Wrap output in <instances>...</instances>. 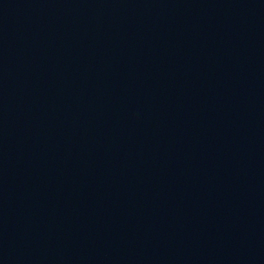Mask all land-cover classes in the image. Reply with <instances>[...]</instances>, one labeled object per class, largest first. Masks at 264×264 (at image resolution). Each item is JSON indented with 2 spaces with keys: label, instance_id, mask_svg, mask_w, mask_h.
Returning <instances> with one entry per match:
<instances>
[{
  "label": "water",
  "instance_id": "95a60500",
  "mask_svg": "<svg viewBox=\"0 0 264 264\" xmlns=\"http://www.w3.org/2000/svg\"><path fill=\"white\" fill-rule=\"evenodd\" d=\"M0 264H264V0H0Z\"/></svg>",
  "mask_w": 264,
  "mask_h": 264
}]
</instances>
